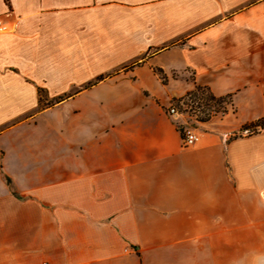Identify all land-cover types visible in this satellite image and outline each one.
Listing matches in <instances>:
<instances>
[{
    "label": "crops",
    "instance_id": "crops-1",
    "mask_svg": "<svg viewBox=\"0 0 264 264\" xmlns=\"http://www.w3.org/2000/svg\"><path fill=\"white\" fill-rule=\"evenodd\" d=\"M0 17V264H201L212 237L264 236V132L229 138L264 117V0ZM195 85L234 112L184 145L167 105Z\"/></svg>",
    "mask_w": 264,
    "mask_h": 264
},
{
    "label": "rangeland",
    "instance_id": "rangeland-1",
    "mask_svg": "<svg viewBox=\"0 0 264 264\" xmlns=\"http://www.w3.org/2000/svg\"><path fill=\"white\" fill-rule=\"evenodd\" d=\"M181 95L184 93L173 95L167 106L172 105L178 110L180 115L174 119L182 131L186 128H193L199 133L203 122L210 120L216 122L217 119H222L224 113L234 112L233 106L229 104L224 105V111H221L219 105L213 101H206L205 95L201 93H198L195 98L178 99ZM245 110H247V115L252 114L250 109ZM202 119L206 120L201 121ZM258 122L259 125H251L247 122L244 124L247 126L246 129L241 130L239 127L232 130L229 138L264 132V120ZM212 239L217 241V251L207 256L203 252L201 264H264V236L212 237ZM187 264H193V262L189 261Z\"/></svg>",
    "mask_w": 264,
    "mask_h": 264
},
{
    "label": "trees",
    "instance_id": "trees-1",
    "mask_svg": "<svg viewBox=\"0 0 264 264\" xmlns=\"http://www.w3.org/2000/svg\"><path fill=\"white\" fill-rule=\"evenodd\" d=\"M162 79L165 80V77L162 76ZM198 93L204 94L205 95L204 98L206 99V101H213L215 104L219 105L222 109L221 111H224V107H225L224 105L226 104L232 105L231 94L216 95L213 92H211L207 87L199 86V85H195L193 89L186 91L184 95L179 96L178 99L190 98V97L195 98L197 97ZM205 120L206 119H202L201 121H205ZM260 120H264V117L252 121L249 124L259 125L260 123L258 121ZM177 128L180 130L181 137H183V131L181 130L179 125H177ZM246 128H247L246 125H242L240 129L243 130Z\"/></svg>",
    "mask_w": 264,
    "mask_h": 264
},
{
    "label": "built area",
    "instance_id": "built-area-1",
    "mask_svg": "<svg viewBox=\"0 0 264 264\" xmlns=\"http://www.w3.org/2000/svg\"><path fill=\"white\" fill-rule=\"evenodd\" d=\"M10 29H11V26L9 25V23L4 21L0 17V33L7 32ZM167 112L172 117H177L179 114L178 110L172 105L168 107ZM198 137H199L198 133L193 128H186L183 130L182 140L185 145L194 143L198 139Z\"/></svg>",
    "mask_w": 264,
    "mask_h": 264
}]
</instances>
